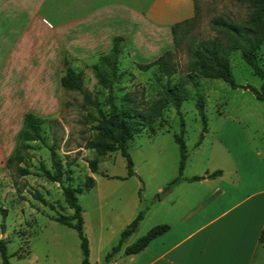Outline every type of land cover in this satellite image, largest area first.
Returning a JSON list of instances; mask_svg holds the SVG:
<instances>
[{
    "label": "rangeland",
    "instance_id": "obj_1",
    "mask_svg": "<svg viewBox=\"0 0 264 264\" xmlns=\"http://www.w3.org/2000/svg\"><path fill=\"white\" fill-rule=\"evenodd\" d=\"M193 1L194 14L175 22L179 23L175 28V23L172 25L171 50H174L176 69L170 76L172 82L185 77L191 58L189 48L197 41L213 36L225 39L212 26V18L223 16L242 21L249 12L248 4L238 0ZM257 54L264 68V42ZM229 58L237 83L260 88L262 78L244 60L239 49L231 50ZM137 63L128 54L119 53L113 74L110 64L101 62L106 84L98 81L92 65L82 70L84 85L97 103L85 102L78 90L64 91L58 114L44 117V141H29L31 146L21 164L26 163L30 173L19 174L14 165L4 163L15 147L17 134L6 133L0 119V238L5 239L10 264H81L76 229L54 218L73 212L63 193L62 185L66 184L77 190L91 264H108L116 253L108 259L105 256L118 242L121 230L139 211L143 218L124 242L134 241L153 222L163 218L158 206L170 203L172 194L167 192L168 182L179 171L180 151L174 132L182 134L188 151L182 175L234 166L229 144L237 150L252 149L264 161V101L250 88L232 86L221 77L201 74L196 76V84L190 81L185 84L188 96L180 106L183 125L180 114L169 104L153 122L156 132L151 133L146 126L127 140L133 161L132 175H127V159L120 149L99 152L88 146L90 141L112 142L99 128L103 124L102 114L110 112L109 94L119 104L123 95L130 93L146 108L160 96L166 75L157 65L143 70ZM197 93L205 100L204 131L196 107ZM51 146L61 159L62 182L42 174V165L54 171ZM91 159L97 161L96 172L91 171ZM89 175L94 179L91 186L87 185ZM0 264H3L1 253Z\"/></svg>",
    "mask_w": 264,
    "mask_h": 264
},
{
    "label": "crops",
    "instance_id": "obj_2",
    "mask_svg": "<svg viewBox=\"0 0 264 264\" xmlns=\"http://www.w3.org/2000/svg\"><path fill=\"white\" fill-rule=\"evenodd\" d=\"M193 14V0H0L6 133H18L26 112L56 115L66 64L93 67L116 36L123 39L119 53L152 61L172 49V25ZM228 148L234 166L171 186L170 203L158 206L163 218L152 223L166 222L168 229L137 252L124 253L132 241L123 242L108 264H264V161L247 147Z\"/></svg>",
    "mask_w": 264,
    "mask_h": 264
},
{
    "label": "trees",
    "instance_id": "obj_3",
    "mask_svg": "<svg viewBox=\"0 0 264 264\" xmlns=\"http://www.w3.org/2000/svg\"><path fill=\"white\" fill-rule=\"evenodd\" d=\"M238 1H243L248 4L249 12L246 18L242 21H235L223 16L212 18V26L216 28L225 39L219 36L200 39L192 48H189L191 53V58L188 63L189 69L182 80L172 82L170 79L171 74L176 70L173 61L174 50H166L162 55L152 61L138 62V67L143 70L150 66L157 65L159 70L166 75V83L160 96L153 102L150 108H146L142 107L130 93H125L119 104L115 103L109 94L110 112L108 115L102 114L103 124L99 128L104 135L112 139V142L96 140L90 141L88 146L95 147L99 152L120 149L121 153L127 159V175H132L134 173L133 161L127 150V140L134 134L141 132L146 126L149 127L151 133L156 132L153 122L156 117L162 114L163 108L169 104H172L176 108L177 112L180 114L183 125V116L180 106L182 100L188 96V90L185 84L189 81L192 84H196V76L198 74L207 77H221L232 86L242 85L246 88H250L257 98L264 101V68L259 64L257 54L258 48L261 43L264 42V0ZM178 24L179 23H175L174 28ZM120 40V36L114 37L110 51L100 54L98 61L93 63L94 74L100 83L106 84L107 81V77L100 68L101 62L110 64L113 74L116 71V64L120 52ZM234 49H239L241 51L244 60L250 64L254 71L262 78L260 88L251 84H239L235 81L229 58L231 50ZM61 83L66 89L80 91L85 102L97 103L91 95V92L84 85L82 70L66 64L61 76ZM196 107L203 121L204 131L207 123V116L205 112V100L200 93H197L196 96ZM44 121L45 118L36 113L29 111L24 114L22 126L17 133L15 147L4 162L7 166L14 165L19 174L31 172L29 166L26 163L22 165L21 162H25L27 148L31 146L29 143L30 140L40 139L44 141L42 133V123ZM174 137L179 144V171L178 174L168 182V187L175 185L182 179L194 180L204 176L213 177L222 172L221 168H216L202 175H182L188 155L187 146L181 133L174 132ZM202 137L203 132L200 134V138ZM50 150L54 171L51 172L49 168L42 165V174L52 180L62 182L63 169L61 159L56 155V151L52 146ZM89 164L91 171H98L96 159H91ZM93 180V177L89 175L87 185L91 186ZM62 189L68 204L73 208V212L70 215L58 214L54 218L76 229L80 238V248L82 252L81 264H91L89 259V239L84 231V217L81 204L78 201L77 190L70 184L62 185ZM5 214L4 212V215ZM142 218L143 213L139 211L121 230L118 242L111 247L110 252L105 256L106 259L121 249L125 238L137 228ZM1 227L2 229L5 227L4 220L1 222ZM168 227L169 224L166 222L152 225L144 234L126 244L123 247L124 253H133L141 250L153 237L166 231ZM259 241L264 243V224L259 233ZM0 253L3 264H10L4 238H0Z\"/></svg>",
    "mask_w": 264,
    "mask_h": 264
}]
</instances>
